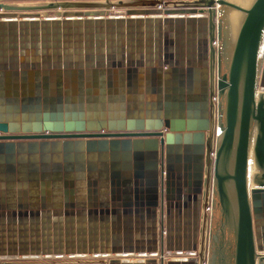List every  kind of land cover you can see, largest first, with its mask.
Wrapping results in <instances>:
<instances>
[{
    "label": "water",
    "instance_id": "obj_1",
    "mask_svg": "<svg viewBox=\"0 0 264 264\" xmlns=\"http://www.w3.org/2000/svg\"><path fill=\"white\" fill-rule=\"evenodd\" d=\"M260 89L264 0L0 3V264H258ZM122 253L159 259L26 261Z\"/></svg>",
    "mask_w": 264,
    "mask_h": 264
},
{
    "label": "bare ground",
    "instance_id": "obj_2",
    "mask_svg": "<svg viewBox=\"0 0 264 264\" xmlns=\"http://www.w3.org/2000/svg\"><path fill=\"white\" fill-rule=\"evenodd\" d=\"M48 15V14H47ZM42 16H45V14H42ZM51 17V16H48ZM52 18V17H51ZM264 95V91L260 89L258 91V119L256 120V125L260 123H264V117L262 115V96ZM261 134L258 132V130L255 128V132L253 135V148L251 152V157H250V164H249V170H248V185L249 189H258V188H264V157H260L258 155L259 152V138ZM172 255H177L179 257H175L172 260L175 259H184L185 256H181L177 252H173ZM10 259V258H9ZM84 259H89L93 261H97L99 259H110V260H119L121 262H144L147 261L148 259H159V256L153 254H144L142 256L141 254H118V255H99V256H86V257H61V258H56V257H40V258H30L26 261H51L54 260L55 262H62V263H75L78 260H84ZM167 259V258H166ZM23 261V259H20ZM5 261H8L6 259ZM258 264H264V253L261 254V258L258 260Z\"/></svg>",
    "mask_w": 264,
    "mask_h": 264
},
{
    "label": "crops",
    "instance_id": "obj_3",
    "mask_svg": "<svg viewBox=\"0 0 264 264\" xmlns=\"http://www.w3.org/2000/svg\"><path fill=\"white\" fill-rule=\"evenodd\" d=\"M120 1V0H119ZM124 1H126V0H124ZM8 4H14V3H8ZM18 4H20V3H18ZM34 4V3H33ZM44 73L43 72H41V78L42 79H44ZM135 74H133V76H134ZM151 77H158V73H157V75L156 74H154L153 72L152 73H150L149 74ZM114 76H115V74H114ZM136 76H138V77H140V76H143V77H146L147 76V69H145L144 71H143V73L141 74V73H136ZM50 77H53V76H50ZM73 76H72V74H71V71H69V73H68V71H66V70H64L63 72H62V78H63V81H64V85H63V87H62V92H65V89H66V85H65V82H66V79L67 78H72ZM34 78L35 79H37V75H35L34 76ZM41 79V80H42ZM53 79H56V80H54V82L55 83H53V82H50V85L52 84H54V85H56V83H58L57 82V80H58V76L57 75H55L54 76V78ZM85 81V80H84ZM86 83V82H85ZM34 85L36 86L37 85V83L36 82H34ZM42 86H43V84H42ZM35 91H36V89H35ZM42 91H44V90H42ZM55 91H58V90H55ZM146 99V98H145ZM44 103H42L41 104V107L39 108V105H32V109L31 108H29V109H31L30 111H31V114H38V113H40V114H44ZM29 106V105H28ZM67 106H69L70 107V109L72 110V108H73V106L72 105H65V108L67 107ZM94 106V108H96V106H97V108L99 109V110H101V105H93ZM128 106L131 108L130 110L132 111V113H135L136 114V117L137 118H142L143 120H146L147 119V111L148 110H153V109H149L148 108V105L146 104V100H143V102L142 103H139V104H137V103H135V102H132V105H125V107H127L128 108ZM86 107H87V104L86 105H84V108L86 109ZM106 107H107V112H111V110L112 111H116V110H120L121 109V105H117V104H108V105H106ZM22 109H23V106H22V104L20 105V110H21V112H22ZM195 109H197L196 107H194L193 108V110H195ZM4 110H6V113L5 114H7V115H9L8 113L9 112H11L12 110H14V108H9V106H4ZM24 110V109H23ZM88 109H86V111H87ZM80 111H81V105H77V112L78 113H80ZM21 112H19L20 113V115H22L21 114ZM73 112V111H72ZM88 112V111H87ZM23 113V112H22ZM80 115V114H79ZM188 117V116H187ZM93 118H102V114H100V113H96V114H93Z\"/></svg>",
    "mask_w": 264,
    "mask_h": 264
},
{
    "label": "rangeland",
    "instance_id": "obj_4",
    "mask_svg": "<svg viewBox=\"0 0 264 264\" xmlns=\"http://www.w3.org/2000/svg\"><path fill=\"white\" fill-rule=\"evenodd\" d=\"M56 1H106V0H0V3L33 4V3H45V2H56ZM111 1L118 2L119 0H111ZM125 13L126 12L124 10H114V11L110 12L109 14L110 15H125ZM47 14H48L47 16H51V17H55V15H56V13L55 12H52V11L51 12H48ZM212 216H213V212H212ZM169 258H172V256L169 257ZM99 260H103V259H99ZM84 261H93V260L84 259ZM1 262L2 261L0 260V263ZM43 262H48V261H43Z\"/></svg>",
    "mask_w": 264,
    "mask_h": 264
},
{
    "label": "flooded vegetation",
    "instance_id": "obj_5",
    "mask_svg": "<svg viewBox=\"0 0 264 264\" xmlns=\"http://www.w3.org/2000/svg\"><path fill=\"white\" fill-rule=\"evenodd\" d=\"M235 237H234V241L232 242L231 240H230V242H229V244H228V241H227V238H225V242H224V247H226L227 246V244H228V251L229 252H231V251H235L234 250V248H235ZM230 248H231V250H230ZM229 262V261H228ZM229 264H234V260H233V258H231L230 259V262H229Z\"/></svg>",
    "mask_w": 264,
    "mask_h": 264
},
{
    "label": "built area",
    "instance_id": "obj_6",
    "mask_svg": "<svg viewBox=\"0 0 264 264\" xmlns=\"http://www.w3.org/2000/svg\"><path fill=\"white\" fill-rule=\"evenodd\" d=\"M173 253V252H172ZM172 253H167V260H172V259H174V257H179V256H177V255H172ZM178 254H180V253H178ZM181 256H185L184 258H187L188 257V254H180ZM172 256V259L171 258H169V257H171ZM174 256V257H173Z\"/></svg>",
    "mask_w": 264,
    "mask_h": 264
}]
</instances>
